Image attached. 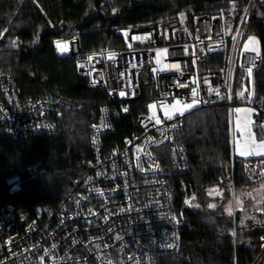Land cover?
Returning <instances> with one entry per match:
<instances>
[{
  "label": "built area",
  "instance_id": "built-area-1",
  "mask_svg": "<svg viewBox=\"0 0 264 264\" xmlns=\"http://www.w3.org/2000/svg\"><path fill=\"white\" fill-rule=\"evenodd\" d=\"M255 2L232 1L221 13L198 14L190 24L173 17L130 27L119 50L83 53L79 35L55 43L57 56L75 58L78 74L108 100L90 126L92 156L63 201L0 210V264H159L180 252L185 209L194 203L185 180L188 150L179 142L186 115L226 107L232 130V111L242 106L264 128V99L255 79L261 53L244 49ZM144 98L134 130L112 143L116 119ZM177 101L180 112L165 111ZM75 107L59 97L26 98L17 76L0 72V126L11 138L53 136L62 130L64 111ZM244 174L264 181V158L249 159ZM178 186L185 192L181 206ZM18 189L15 184L12 191Z\"/></svg>",
  "mask_w": 264,
  "mask_h": 264
},
{
  "label": "trees",
  "instance_id": "trees-1",
  "mask_svg": "<svg viewBox=\"0 0 264 264\" xmlns=\"http://www.w3.org/2000/svg\"><path fill=\"white\" fill-rule=\"evenodd\" d=\"M232 1L248 0H0V72L17 76L26 98L59 97L79 107L64 111L62 130L53 136L11 138L0 126V210L56 207L71 191L91 158L90 126L106 92L93 89L76 70L75 58H59L55 43L79 35L83 53L124 48V32L133 26L157 24L179 17L189 24L201 13L217 15ZM251 35L257 37L261 64L256 70L257 95L264 99V0H256ZM34 78V80H32ZM146 99L132 104L129 115L116 119L111 142L120 144L134 130ZM264 139V128H255ZM179 142L188 150L194 203L185 209L183 245L159 264H264V200L255 201L239 190L251 191L245 177L249 159L232 151L226 107L195 110L186 115ZM16 178L19 189L7 182ZM177 204L184 190L178 186ZM243 200L235 212L228 206ZM211 205V206H210Z\"/></svg>",
  "mask_w": 264,
  "mask_h": 264
},
{
  "label": "rangeland",
  "instance_id": "rangeland-1",
  "mask_svg": "<svg viewBox=\"0 0 264 264\" xmlns=\"http://www.w3.org/2000/svg\"><path fill=\"white\" fill-rule=\"evenodd\" d=\"M258 49L259 41L256 36L251 35L244 44V49ZM175 105V104H174ZM167 107L169 111H175L173 106ZM180 108V106H178ZM181 111V108H180ZM178 111V112H180ZM254 112L250 108L236 106L232 111V151L233 154L239 159L250 158H264V148L260 145L264 144V139H258L255 133L256 125L253 122ZM244 148H249L250 151L245 155H241V151ZM256 188L251 191L239 190L238 196L245 195L255 201L264 200V181L259 184H255ZM244 201L236 198L228 206L229 212H235L240 205H243Z\"/></svg>",
  "mask_w": 264,
  "mask_h": 264
},
{
  "label": "snow or ice",
  "instance_id": "snow-or-ice-1",
  "mask_svg": "<svg viewBox=\"0 0 264 264\" xmlns=\"http://www.w3.org/2000/svg\"><path fill=\"white\" fill-rule=\"evenodd\" d=\"M121 95H124V93L121 92ZM192 95H193V97L196 96V90H195V89H193V91H192ZM197 102H198V101H197L195 98H194L193 101H192L193 104H195V103H197ZM179 104H180V102L177 101V102H176V105L173 106V109H174L175 111H180V108L178 107ZM191 106H192V105H184V108H190ZM150 107H154V106H150ZM165 111L168 112L167 107L165 108ZM181 114H182V113H181ZM169 119H171V113H169ZM156 122H157V123L160 122L158 118H157V121H156ZM260 147H261V148H264V144L260 145ZM249 151H250L249 148H244V149H242V151H241V155H245V154H246L247 152H249ZM210 206H211V205H210Z\"/></svg>",
  "mask_w": 264,
  "mask_h": 264
},
{
  "label": "water",
  "instance_id": "water-1",
  "mask_svg": "<svg viewBox=\"0 0 264 264\" xmlns=\"http://www.w3.org/2000/svg\"><path fill=\"white\" fill-rule=\"evenodd\" d=\"M32 80H34V78H33ZM17 181H18V180H17L16 178L11 179V180H9V181L7 182V185H8L9 187L14 186V185L17 183Z\"/></svg>",
  "mask_w": 264,
  "mask_h": 264
},
{
  "label": "crops",
  "instance_id": "crops-1",
  "mask_svg": "<svg viewBox=\"0 0 264 264\" xmlns=\"http://www.w3.org/2000/svg\"><path fill=\"white\" fill-rule=\"evenodd\" d=\"M250 159H253V158H250Z\"/></svg>",
  "mask_w": 264,
  "mask_h": 264
}]
</instances>
